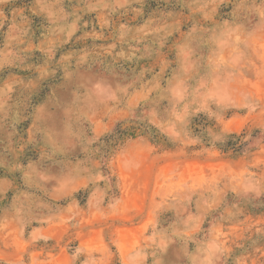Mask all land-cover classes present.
<instances>
[{
  "label": "rangeland",
  "instance_id": "obj_1",
  "mask_svg": "<svg viewBox=\"0 0 264 264\" xmlns=\"http://www.w3.org/2000/svg\"><path fill=\"white\" fill-rule=\"evenodd\" d=\"M0 264H264V0H0Z\"/></svg>",
  "mask_w": 264,
  "mask_h": 264
}]
</instances>
